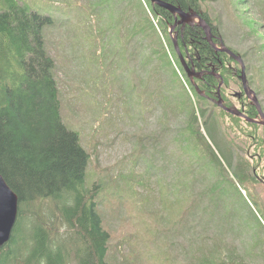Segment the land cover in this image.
<instances>
[{"label": "rangeland", "instance_id": "rangeland-1", "mask_svg": "<svg viewBox=\"0 0 264 264\" xmlns=\"http://www.w3.org/2000/svg\"><path fill=\"white\" fill-rule=\"evenodd\" d=\"M15 1L52 18L41 34L44 47L55 62L53 71L62 121L68 130L79 134L80 145L90 155L86 182L89 187L93 183L99 189L96 207L103 229L110 234L108 263L188 264L185 256L182 257L184 247L191 246L192 255L196 256L200 251L214 248L215 243H222L248 264H264L263 254L251 255L254 249L264 251V187L259 183L264 179V144L253 146L251 141L254 137L264 138L263 127L255 131L250 128V139L240 144L221 133L218 126L201 122L197 128L202 135L192 126L187 130L190 143L184 141L181 131L187 116L168 110L165 114L156 92L167 81L168 74L152 72L154 64L149 66V72L141 68L151 39L141 44L137 36L128 42L132 25L139 21V0H115L113 9V0H100L102 7L95 9L93 6L98 0ZM10 4V0H0L2 9ZM203 6L214 19L223 43L244 56L243 63L249 65L252 79L250 88L259 95L258 100L263 101L260 103L264 107V76L256 68L264 64V0H207ZM149 17L153 20L151 14ZM99 18L106 25L121 20L117 40L95 38ZM153 21L157 27L158 21ZM122 43L127 45L124 56L132 55L128 56L129 65L118 54L115 58L120 62L111 65L114 50L119 51ZM130 69L135 70L136 96L132 92L126 95L127 89L116 81L123 79ZM237 88L235 84L229 89L236 93ZM137 102L141 103L142 112ZM233 103L238 106L237 101ZM225 123L220 127L233 134V127ZM174 134L181 135L184 156L188 148L195 149L197 160L190 165L204 171L192 184L193 193L200 200V210L174 238L179 257L157 238V221L167 223L166 216L158 220L151 214L160 211V178L179 177L169 166ZM133 190L140 196L136 198ZM47 203L41 207L32 204L28 219L32 220V211L38 212L47 227L54 230L53 236L64 243L72 233L58 217L54 205ZM211 204L210 218L205 208ZM28 232L25 231V239L30 236ZM217 232L225 236L224 240ZM27 245L33 246V242ZM67 249L70 250L69 264H76L73 247L68 245ZM16 258L12 264H26L28 248L18 252Z\"/></svg>", "mask_w": 264, "mask_h": 264}, {"label": "trees", "instance_id": "trees-1", "mask_svg": "<svg viewBox=\"0 0 264 264\" xmlns=\"http://www.w3.org/2000/svg\"><path fill=\"white\" fill-rule=\"evenodd\" d=\"M10 1L9 6L0 8V175L18 197V216L10 241L0 249V264L16 262L18 252L24 248H28L26 264H69L68 245L74 249L72 257L76 264H109L106 255L110 234L103 229L100 212L96 207L99 189L93 183L90 188L86 182L90 155L80 145L79 134L68 130L62 121L59 91L53 71L55 62L44 47L41 33L45 25L52 23V18L28 10L15 0ZM161 1L169 2L183 11H195L211 28L213 42L219 45L222 41L214 19L203 6L207 0ZM99 6L100 0L93 7L95 9ZM114 7L115 0L112 9ZM139 7V21L132 25L128 42L137 36L141 38V44L151 39L152 44L146 48L148 51L145 49L141 68L149 72V66L154 64L151 66L152 72L168 74L167 81L159 85V92H156L160 95V104L165 114L177 111L179 115L182 113L187 116L185 127L181 131L184 141L190 143L187 130L192 126L197 128L201 122L203 125L218 126L221 133L240 144L249 140L250 128L255 131L261 126L242 121L218 108L214 100L220 81L208 74L212 72L222 78L220 98L223 100L225 94L231 93L229 88L235 84L238 92H242L239 80L233 76L234 72L240 75V66L227 54L215 52L198 26H185L180 29L181 26L178 25L171 31L174 16L169 11L152 5L149 0H139ZM150 14L153 20L158 21L157 27L155 21L149 17ZM120 21L114 20L106 25L99 18L94 30L95 38L100 41L108 37L117 40L121 30ZM173 40L176 41L178 52ZM229 49L240 55L233 48ZM114 51L115 54L110 59L111 65L120 60L126 66L129 65L128 56L132 55L124 56L127 51L126 43L120 44L119 51ZM116 54L120 60L115 58ZM179 55H182L186 66L203 72V77L191 82L180 66ZM240 56L244 58L243 55ZM244 65L245 76L252 88L249 65ZM256 68H259V75L264 76V64ZM134 76L135 70L130 69L123 79L116 80L117 83L121 82L123 89H127L126 95L132 92L136 96ZM148 77L152 78V74ZM142 87H145L144 83ZM256 96L258 99L259 95ZM232 101L237 99L232 98ZM241 101L246 102L245 98ZM258 101L263 103L262 100ZM140 104L137 102L136 105L142 112ZM247 109L249 117L255 118L256 109L253 106H247ZM225 121L226 126L233 127V134L220 127ZM196 132L202 135L199 128ZM176 135L172 139V156H168L170 168L175 169L174 172L179 177L173 179L170 176L167 180L166 177L160 178V211H152L151 214L157 216L158 220L166 216L167 223L162 221L159 224L157 221V238L179 257L174 238L176 233L180 234L185 229L196 211L200 210V200L193 193L192 184L204 171L199 168L195 170L190 165L197 160L195 149L188 148L189 152L185 150L188 158L184 156L181 153V135ZM251 141L253 146L264 144V138L254 137ZM255 179L258 178L255 176ZM132 193L136 198L140 196L136 190ZM47 202L54 205L58 217L72 233L64 243L62 239L53 236L54 230L47 227L46 221L41 219L38 212L32 211V220L28 219L32 204L41 207L47 205ZM205 210L210 213L211 218L212 204ZM26 219L28 220L25 221ZM262 226L264 230V225ZM25 231H29L28 236L30 233L28 239H25ZM217 236L222 239L225 237L218 232ZM29 242H33V246H28ZM193 251L191 246L183 248L182 257L185 256L188 264H248L237 256L236 251L226 249L222 243H215L214 248L198 252L197 257L192 255ZM257 254L264 255V251L251 250V255Z\"/></svg>", "mask_w": 264, "mask_h": 264}, {"label": "water", "instance_id": "water-1", "mask_svg": "<svg viewBox=\"0 0 264 264\" xmlns=\"http://www.w3.org/2000/svg\"><path fill=\"white\" fill-rule=\"evenodd\" d=\"M152 5H156L160 8H163L169 11L172 16H174V25L170 28L171 31L174 30L178 25H180V29H183L185 26H198L201 28L205 34V40L210 44V46L215 49V52H221L227 54L231 59H233L240 66V75L239 79L241 81L242 90L249 101L256 109V113L258 114L257 118H250L245 116L242 112L237 110L236 108H227L223 105L220 98V88L222 86L223 80L219 77L218 74L209 72V75H212L220 82L216 89L218 100L214 101L216 105L225 111L227 114L233 115L235 117L242 118L244 121L248 123L258 124L264 127V113L262 112L259 101L257 100V96L255 92L249 88L247 78L245 76V65L243 63V59L240 55H236L231 51L222 41L219 42V45L213 42V37L211 33V28L209 25L193 10L183 11L180 7H177L169 2L161 1V0H149ZM177 34V33H176ZM175 34V36H176ZM174 41V47L178 52L176 41ZM180 63L187 76V78L192 82L194 79H200L203 77V72H197L195 68L186 66L185 60L180 56ZM18 216V197L17 195L9 188L6 184L3 177L0 175V249L6 245L12 236V232L14 226L16 224Z\"/></svg>", "mask_w": 264, "mask_h": 264}, {"label": "flooded vegetation", "instance_id": "flooded-vegetation-1", "mask_svg": "<svg viewBox=\"0 0 264 264\" xmlns=\"http://www.w3.org/2000/svg\"><path fill=\"white\" fill-rule=\"evenodd\" d=\"M190 67H192V66H190ZM241 70V69H240ZM246 74V73H245ZM236 76V78L239 80V83H240V85H241V81H240V79H239V75H237L236 74V72H234L233 73V76ZM246 78H247V76H246ZM248 81V80H247ZM222 85H223V83H222ZM249 85V84H248ZM222 87V86H221ZM241 91L242 92H238V93H230L229 95H227V94H225V96H224V99L223 100H221V102L223 103V105L225 106V107H227V108H231V109H233V108H236L237 110H239L240 112H242L245 116H247V117H249V115H248V113H246L247 111H248V109H247V106H253L249 101H247L246 99V97H245V95H244V93H243V90H242V85H241ZM217 93V92H216ZM232 98H236L237 99V107L234 105V101H232L231 102V100H232ZM243 98H245V101L246 102H244V101H241ZM218 100V97L216 96V99L214 100V101H217ZM258 100V99H257ZM216 104V103H215ZM218 107V106H217ZM254 107V106H253ZM219 108V107H218ZM255 108V107H254ZM221 109V108H220ZM222 110V109H221ZM256 117H257V119H258V114L256 115ZM237 118H239V117H237ZM239 119H241L242 121H244L242 118H239ZM246 122V121H245ZM248 123V122H247ZM258 125V124H257ZM259 126H261V125H259ZM261 127H263V126H261ZM264 128V127H263ZM251 159H253V158H251ZM253 171V174L252 175H254L255 173H254V170H252ZM256 181H259L258 179H256ZM260 185H262V187H264V179L263 178H261L260 179Z\"/></svg>", "mask_w": 264, "mask_h": 264}]
</instances>
